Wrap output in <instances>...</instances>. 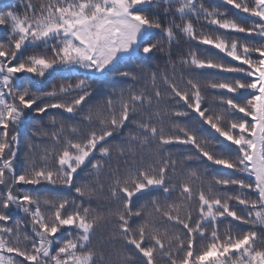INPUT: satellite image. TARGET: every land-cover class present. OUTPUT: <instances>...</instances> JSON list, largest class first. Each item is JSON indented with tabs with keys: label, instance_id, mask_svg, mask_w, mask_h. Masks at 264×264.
Segmentation results:
<instances>
[{
	"label": "snow or ice",
	"instance_id": "obj_1",
	"mask_svg": "<svg viewBox=\"0 0 264 264\" xmlns=\"http://www.w3.org/2000/svg\"><path fill=\"white\" fill-rule=\"evenodd\" d=\"M219 3L3 5L0 264H264V0ZM156 52L164 67H147ZM55 77L75 83L42 91ZM108 77L123 86L85 111ZM50 110L60 119L34 131L43 144L17 172L20 128Z\"/></svg>",
	"mask_w": 264,
	"mask_h": 264
},
{
	"label": "trees",
	"instance_id": "obj_2",
	"mask_svg": "<svg viewBox=\"0 0 264 264\" xmlns=\"http://www.w3.org/2000/svg\"><path fill=\"white\" fill-rule=\"evenodd\" d=\"M33 2H38V0H33ZM200 2L203 3L205 7H209V8L219 7L221 9H224L227 7V6L220 4L219 0H200ZM21 3H22V0H0V10H8V9L3 8L4 4H8L9 6L14 7V10H16L17 12H22L23 9L21 8ZM227 15L231 18L237 19L240 23L244 24L245 26H248L250 24L251 18L243 17V14L236 13L235 10L229 11ZM160 20L162 23H164L166 20V18L163 16L162 13L160 14ZM193 22L196 25L198 30L207 31L209 28L206 22H203V21L201 22L193 21ZM201 24L204 25L202 29H201ZM0 31H1L0 40L6 39V35H5L6 29H1ZM236 35L240 36L242 38V41H247V40H253L257 42L260 41L259 37H245L243 34H236ZM191 46H194L197 48L205 47V46L196 45L195 42H191ZM189 47H190V44L183 39L179 40L178 43H174L172 46V58L176 59L177 56L181 53L186 54ZM212 51H215V50H212ZM167 59H168V56L166 52L164 53L156 52L154 54V58L146 62V66L149 68H157V66L163 68ZM136 68L137 66L135 64H128L126 66L127 70H136ZM62 83L64 84L75 83V81L74 80L70 81L68 79H62L60 77L47 78L41 81L40 88L42 91H47V90H50L54 85L58 86ZM122 86L123 85L121 84L119 79L115 77H108L106 80L94 83L92 85L93 95L89 99L88 104L85 105V111H87V107L89 105H95L97 102L105 99L108 95H110L114 89H118ZM204 103H205V106H210L212 104L211 96H206ZM53 118L57 120L60 119V116L57 115V110H50L48 114L42 115V116L33 115V117L20 128L19 136H18V155H17L16 160L14 161V166L17 172L22 170L24 166L25 155L26 153H28L29 143H32L33 146H35L36 144H43L42 138L40 136L34 135L33 134L34 131H39L40 129H50L51 128L50 121ZM117 139H119V137H117ZM37 152H39V149H37ZM113 163H115V161H113ZM212 167H215V166H212ZM201 170H203V166H201ZM86 172L87 170H85V172H82L80 174L81 180L87 178ZM79 182L80 181H78V183ZM26 187H30V186H26ZM46 187H51V186H46ZM52 194L58 195L60 197H67L69 200H71L73 197L76 196L74 190L69 191L67 189H61V188L53 189ZM92 205L94 207H98L103 210L104 207L106 206V201H104L103 199L99 201L93 200ZM13 216H14V219H24L23 213L14 211ZM104 235H107V233L105 232ZM111 251L112 249L110 248L106 249V252H105L106 257Z\"/></svg>",
	"mask_w": 264,
	"mask_h": 264
},
{
	"label": "rangeland",
	"instance_id": "obj_3",
	"mask_svg": "<svg viewBox=\"0 0 264 264\" xmlns=\"http://www.w3.org/2000/svg\"><path fill=\"white\" fill-rule=\"evenodd\" d=\"M1 30V29H0ZM1 32V31H0Z\"/></svg>",
	"mask_w": 264,
	"mask_h": 264
}]
</instances>
